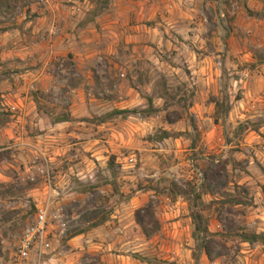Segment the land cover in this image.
Listing matches in <instances>:
<instances>
[{
  "label": "rangeland",
  "instance_id": "1",
  "mask_svg": "<svg viewBox=\"0 0 264 264\" xmlns=\"http://www.w3.org/2000/svg\"><path fill=\"white\" fill-rule=\"evenodd\" d=\"M194 212L201 264H264V0H7L0 264H195Z\"/></svg>",
  "mask_w": 264,
  "mask_h": 264
},
{
  "label": "trees",
  "instance_id": "2",
  "mask_svg": "<svg viewBox=\"0 0 264 264\" xmlns=\"http://www.w3.org/2000/svg\"><path fill=\"white\" fill-rule=\"evenodd\" d=\"M7 6V0H0V10L4 9ZM260 15V14H258ZM150 107L153 106V100L149 99ZM147 110L136 111V110H114L110 114L107 115V118L123 116L127 114H141L146 115ZM69 118H65L62 122H69ZM170 137L169 134L165 133L164 138ZM199 199L201 196H198ZM238 205L243 204L241 201H238ZM197 207V206H196ZM192 219L195 225V239H196V249L193 254V259L195 264H201L202 256L205 254L211 263L214 262V248L211 240L210 229L207 225V221L204 215L200 212H194L192 215ZM137 223L140 225L144 235L150 239L155 234H157L161 230V224L158 220L156 214L152 209L144 208L139 210L136 214ZM242 241L248 244L255 243H264V233L262 234H242Z\"/></svg>",
  "mask_w": 264,
  "mask_h": 264
},
{
  "label": "built area",
  "instance_id": "3",
  "mask_svg": "<svg viewBox=\"0 0 264 264\" xmlns=\"http://www.w3.org/2000/svg\"><path fill=\"white\" fill-rule=\"evenodd\" d=\"M47 219V211L44 208H41L38 211L35 226L28 230L26 237L18 250L16 261L29 260L31 252L36 246L42 248L43 250L50 249L51 244L48 241L47 235Z\"/></svg>",
  "mask_w": 264,
  "mask_h": 264
},
{
  "label": "crops",
  "instance_id": "4",
  "mask_svg": "<svg viewBox=\"0 0 264 264\" xmlns=\"http://www.w3.org/2000/svg\"><path fill=\"white\" fill-rule=\"evenodd\" d=\"M242 59H244V58H240L238 61H237V64H242L243 62H242ZM207 61V60H206ZM237 66V65H236Z\"/></svg>",
  "mask_w": 264,
  "mask_h": 264
}]
</instances>
